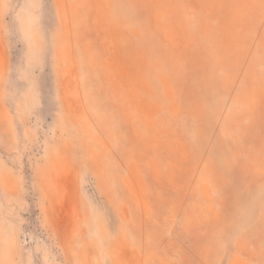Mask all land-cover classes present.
I'll list each match as a JSON object with an SVG mask.
<instances>
[{
  "label": "rangeland",
  "instance_id": "obj_1",
  "mask_svg": "<svg viewBox=\"0 0 264 264\" xmlns=\"http://www.w3.org/2000/svg\"><path fill=\"white\" fill-rule=\"evenodd\" d=\"M0 264H264V0H0Z\"/></svg>",
  "mask_w": 264,
  "mask_h": 264
}]
</instances>
